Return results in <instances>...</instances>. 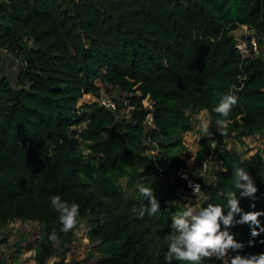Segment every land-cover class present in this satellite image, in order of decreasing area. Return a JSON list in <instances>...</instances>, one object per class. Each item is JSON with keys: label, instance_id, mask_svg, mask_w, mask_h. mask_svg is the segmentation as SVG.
Returning a JSON list of instances; mask_svg holds the SVG:
<instances>
[{"label": "trees", "instance_id": "16d2710c", "mask_svg": "<svg viewBox=\"0 0 264 264\" xmlns=\"http://www.w3.org/2000/svg\"><path fill=\"white\" fill-rule=\"evenodd\" d=\"M241 25L252 30L257 54L235 47L231 32ZM263 46L264 0H0V48L18 61L11 79L0 59V230L15 220L38 223L27 249L35 264H46L64 256L88 219L95 253L84 260L97 254L92 264H167L171 218L190 193L177 175L188 113L207 109L214 122L220 99L237 97L224 134L213 123L212 136L200 137L199 158L222 136L262 134ZM102 90L117 91L115 109L99 103ZM84 94L96 100L79 103ZM213 152L219 168L198 178L203 207L226 205L224 194L236 191L233 169L242 167L259 191L254 201L237 192L240 207L264 211L262 152ZM137 184L152 187L156 215L132 211L148 206ZM55 195L79 205L68 233L51 205ZM230 232L247 245L248 225ZM260 240L264 234L240 254L264 253Z\"/></svg>", "mask_w": 264, "mask_h": 264}, {"label": "clouds", "instance_id": "9594fccd", "mask_svg": "<svg viewBox=\"0 0 264 264\" xmlns=\"http://www.w3.org/2000/svg\"><path fill=\"white\" fill-rule=\"evenodd\" d=\"M236 104L235 95L223 96L213 109L219 117L214 122L207 109H204L200 118V132L203 135H212L210 129L214 123L219 134L223 135L224 130L231 123L229 116ZM213 147H215V141H213ZM232 176L236 191H228L224 194L227 202L225 206L209 203L206 207H200L197 210L196 207L186 204L182 210L172 216L170 225L172 231L169 235L170 242L166 255L167 264H173L174 260L185 262V264H204L205 261L212 260L219 261L220 264H264V253L240 254L246 246L254 247L257 243L256 238L264 234V226L260 220V217L264 216V211L244 212L240 207L237 192L240 198L254 201L259 189L250 173L242 167H235ZM189 186L192 187L193 193H199L201 190L198 184L190 183ZM136 189L138 195L148 201V206L132 211L139 218H143L146 214L156 215L160 211V204L152 187L137 184ZM51 205L60 213L59 223L62 226V232L68 233L77 228L79 215L77 203L69 205L63 202L59 195H55L51 197ZM251 207L254 208L255 204L253 203ZM239 225L249 227L250 239L247 245L237 242L235 234L230 232L231 228ZM48 239L56 241V233L49 234ZM258 242L264 244V240Z\"/></svg>", "mask_w": 264, "mask_h": 264}, {"label": "rangeland", "instance_id": "374dc122", "mask_svg": "<svg viewBox=\"0 0 264 264\" xmlns=\"http://www.w3.org/2000/svg\"><path fill=\"white\" fill-rule=\"evenodd\" d=\"M251 32L247 29L239 27L235 34H240L246 37ZM253 34V33H252ZM264 49V46H263ZM264 55V50L262 51ZM0 59L4 65L6 74L12 79L14 77L18 61L13 56L9 55L5 50L0 48ZM99 83V81H96ZM117 94V91L112 90L108 92L109 98L113 94ZM96 100L94 95L84 94L79 100L93 101ZM143 104L148 106L149 100L144 98ZM128 109H122L123 112H127ZM190 120L192 128L185 131L182 134V143L178 151V157L184 161V165L178 169L177 175L180 177L181 173H186L190 176L210 178L214 169H218L214 161V152L221 149H235L241 158L248 157L253 154L256 150L262 152L264 156V132L262 134H254L246 137H242V141H239L233 134L231 136H222L215 141V147L209 154H204L202 158L197 157V151L199 150L200 137L203 134L200 132L199 124L200 118L203 115V110L198 114H190ZM83 122L81 126H84ZM216 128V126H215ZM212 133V132H211ZM212 136V135H210ZM212 141V146H213ZM199 162L201 164H199ZM181 178V177H180ZM122 179V183H124ZM207 195L202 190L200 195L193 196L190 193L184 196L183 207L192 205L199 210L206 203ZM91 225V222L86 219L83 225L75 230L76 240L69 247L68 251L62 256L59 252L55 256H52L46 264H75L74 262H80L81 264H92L96 257L99 255L95 254L88 260H84L88 257L89 253H95V243L91 242L88 238L87 231ZM39 224L31 221L15 220L10 222L6 227L0 230V261L3 264H35L33 260V250L27 249V244L38 236Z\"/></svg>", "mask_w": 264, "mask_h": 264}, {"label": "built area", "instance_id": "2783aa9c", "mask_svg": "<svg viewBox=\"0 0 264 264\" xmlns=\"http://www.w3.org/2000/svg\"><path fill=\"white\" fill-rule=\"evenodd\" d=\"M239 27H242L244 29L249 30L251 33L248 34V36L252 35V33H253L252 30H250L246 25H241ZM239 27L235 28L231 32V34L234 37L235 47L238 48L240 50V52L243 54H247V53L257 54L258 53V44H257L254 36H251V38L248 40V38H247L248 36L246 37V35L242 36L240 34L239 35L235 34V32H237V29ZM98 101L101 105H103L109 109H115V107H116L115 102L111 98H109L108 94L104 90H102L100 92V95L98 97ZM180 177L185 180V183H186L191 195L196 196V195L201 194L202 188H201V183L198 180V177L190 176V175H187L186 173H181ZM190 183L200 185V188H201L200 192L199 193H193L192 187L189 186Z\"/></svg>", "mask_w": 264, "mask_h": 264}]
</instances>
